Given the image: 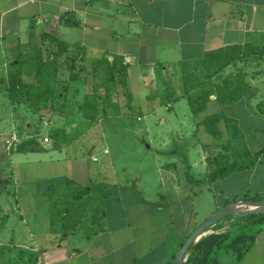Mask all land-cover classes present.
Returning a JSON list of instances; mask_svg holds the SVG:
<instances>
[{"label": "crops", "instance_id": "obj_1", "mask_svg": "<svg viewBox=\"0 0 264 264\" xmlns=\"http://www.w3.org/2000/svg\"><path fill=\"white\" fill-rule=\"evenodd\" d=\"M32 31L55 36L92 58L105 56L111 62L120 56L128 67L130 93L143 101L133 100V107L142 111L136 115L139 130L165 147L171 140L188 141L185 152L178 156L166 152L170 159L156 164L155 181L165 193L145 194L143 202L125 189L105 199L108 225L89 238L80 227L65 237L51 232L47 181L64 175L79 184L119 186L117 179L91 168L92 152L86 155L79 140L62 144L61 158L52 153L51 141L42 139L33 138L40 151L17 150L31 138L20 134L23 104L8 95L7 52L26 45ZM261 46L264 0H0V264H171L180 245L204 219L247 196L264 199V96L256 90L249 99L223 106L215 102V95L210 96L203 115L226 112L239 134L232 146L220 148L226 162L260 155L248 166L206 180L215 166L209 164L203 143H218L212 133H203V125H197L203 115L196 120L190 111L181 68L182 63L198 62L211 52ZM247 78L251 85L253 78ZM164 80L173 86L172 101L164 97ZM181 102L192 117L191 127L184 130L186 110ZM161 108L170 116H159ZM121 117L126 115H114L112 120L124 123ZM147 117L153 120L148 122ZM104 120L98 121L102 127ZM12 134L20 142L7 149L5 140ZM212 145V151L220 150ZM188 146L195 149L192 155ZM46 160L51 166L38 173L30 166ZM72 163L86 165V179L77 178ZM194 178L204 180L199 183H206L205 193L191 187ZM225 227L220 222L219 231ZM237 264H264V225Z\"/></svg>", "mask_w": 264, "mask_h": 264}, {"label": "rangeland", "instance_id": "obj_2", "mask_svg": "<svg viewBox=\"0 0 264 264\" xmlns=\"http://www.w3.org/2000/svg\"><path fill=\"white\" fill-rule=\"evenodd\" d=\"M45 34L46 33L42 32L37 33L26 45L17 46L14 52H7L9 56L8 61L6 62L8 70L11 61L18 54H23V56L26 57L29 53H39L42 59L46 60L49 58L53 59L55 62V72L52 76L53 81L51 80L52 84H54L52 86L53 99L48 101V103L45 102V104L41 103L38 105V102L35 99L33 101H29L26 94L21 96L19 103L23 104L25 113H23L24 120L20 123V134L30 135L28 138H35L38 141L42 139V142L44 143L51 141V151H53L52 153L54 156L57 155V157L61 158L59 156V150L62 149L63 146L61 147L60 145L58 148L54 146L51 133L57 128H62L66 132V134L64 133L62 136L64 139L63 144L69 141V139H72L73 141L79 140L78 142L83 146L84 150H86V155L88 152H92V160L90 157H88L89 163L92 164L91 168H100L102 169L101 171H103V173L111 174L112 177L117 179L119 183V186H117L118 188L126 187V189L134 193L137 198H139L138 195L142 198L143 195L154 193L156 190L158 191L155 192L156 194L165 193V188L160 186L159 183L157 184L155 181L156 172L154 169L156 164L160 162L164 163L170 159V156H164V153L166 152H170L173 156H178L182 152H185L184 147L187 145L188 141H178V139H175L176 142H173L171 140L165 147L161 144V142H157L156 138H154L152 141L148 139V137H150L148 136L149 134L147 135L145 132H141L139 130L138 126L141 127V122L136 121V115H141L142 111L133 107V100L135 101L136 99V103L143 101L140 95L138 96L135 93L136 95L132 96L130 93L128 87L129 80H127L128 67L126 68L125 72V82L127 90L130 93V99L127 101V97L117 90V92L115 94L113 93L112 95L109 109H104V104L103 102L101 103L100 107H98V111L106 110L107 116H105L106 120L103 121L105 123V125H103V127L105 126L104 128L99 122H94L92 119L88 120L84 118L82 109L80 108L85 101V95L90 93L94 87L98 88L99 84L103 82L104 78L106 79V77L102 78L101 81L100 79L94 78V75H96L95 72L98 70L96 71V69L92 68L91 61L95 59V57L92 58L88 56L84 51H81L82 49L79 50L80 48L78 49L76 46L62 48V46L58 45L54 39L50 38L52 35L46 34L47 36H44ZM213 59L214 58H209L200 63L191 64L187 68L186 74L191 75L194 78L189 84H187L188 88H191V86L196 82V78L198 81L200 80L210 84V86L207 85L205 89L213 92V89L217 91L218 88L224 86L223 84L225 82L229 81L233 84L236 80H240L241 75H244L251 76L253 78L251 82L252 84L250 85L251 90H257V92L260 94L259 97L264 96L263 46L225 51L222 52L221 56L215 58L214 61ZM31 66L33 65L28 63L27 65H23L21 68L22 79L26 84L33 83V70L31 69ZM120 68L121 66H119V69ZM10 70L11 72L13 71L12 66ZM102 76H104V73H102ZM118 76V78H123L121 74ZM166 82L169 83L171 88L173 87L170 83V80H165V83ZM112 85L113 84L111 83L109 87L111 86L112 88ZM118 86L115 88H120V86ZM132 89H136L135 86H133ZM99 90L101 93L104 91L103 88H99L98 91ZM214 100L216 102V99ZM180 104L183 105L182 102ZM105 105L107 106L106 103ZM183 106L186 110V122L182 123V129L184 130L191 127L192 117L187 109V105ZM228 108L233 110L234 107ZM203 113L195 116L196 120H198V118H200ZM223 113L226 114V112ZM158 114L159 116H163V118H167L170 116L171 112L165 108H161L158 111ZM99 115H102V113H98V115L95 116V119L102 118ZM114 115H126V117H121L126 121L123 123L118 122L117 120H112ZM145 120L150 122L153 120V117H147ZM131 123L135 125L133 128ZM218 123H220V125H218ZM223 123V120H219L217 122L215 127L218 131L217 134H214V131H211L218 144L212 145L209 143V140L203 143L205 150L208 151L207 155L209 159H211L213 156L225 157L220 148H226L229 144L232 146L235 139L238 141V136H230L228 129ZM27 124H29L28 127H26ZM202 128L203 133H206L207 131H205L204 126ZM215 128L213 130H215ZM152 129L155 131V128ZM101 130H103L102 136ZM149 133L152 136L151 131H149ZM206 134L209 135V133ZM9 137H7L6 140ZM17 139L20 142L18 137ZM236 143L239 144V142ZM211 145L217 146L220 150L212 151L210 148ZM73 151L74 149L69 151L70 155L73 153ZM187 151L188 155H192L195 149H193L191 146H188ZM237 153L238 152H235V154ZM64 154L62 153V155ZM229 154L230 156L234 155L232 152ZM42 155L43 154H39V156ZM238 159L239 158H237L236 161H238ZM48 162L49 161L46 160L45 164L38 162L30 166L35 167V170H37L36 172L38 173V171H41L43 168H49V166H51ZM94 162H97V164ZM72 164L73 167L78 171L79 176H77V178L81 181L86 179V165L79 166L75 165V163ZM25 167H29V165H25L24 168ZM195 175L198 176V174ZM195 179L196 178L192 180L193 182H190L191 187H193L196 191L202 188L203 192L205 193L207 188L206 183H199L198 181H195ZM155 199H158V197L155 196ZM224 219L221 220L226 224V227L223 229V231H232L236 226L243 224V221L237 217H230L226 220ZM106 223L107 219L104 218L100 225L106 228L108 225ZM221 226L223 227V225ZM79 229L82 232L85 230L84 226L80 227ZM212 231L213 230L210 228L206 234L212 233ZM216 232L222 231H219L218 229ZM218 264H236V258L229 252L221 253L218 255Z\"/></svg>", "mask_w": 264, "mask_h": 264}, {"label": "trees", "instance_id": "obj_3", "mask_svg": "<svg viewBox=\"0 0 264 264\" xmlns=\"http://www.w3.org/2000/svg\"><path fill=\"white\" fill-rule=\"evenodd\" d=\"M29 35L30 40L28 42L31 41L35 33L32 31ZM44 36L47 35L45 34ZM50 38L54 39V41L62 46V48L70 46L68 43L57 39L55 36H50ZM236 49L240 50L242 48L232 47L227 50L211 52L206 54L204 58L198 62L182 63V79L185 86V95L190 111L194 117L205 111L207 106L206 103L210 100L211 95H215L216 102L220 106L232 104L241 98L249 99V97L253 95L250 83L245 82L244 75H241L240 80H236L233 84L229 81L225 82L223 84L224 86L218 88L217 91L213 89V92L205 89V87L207 85L210 86V84L204 81H198L196 78V82L191 88H188L187 86V84L194 79L193 76L186 74V70L191 64L200 63L209 58H214V61L215 58L221 56L222 52ZM79 50H81V48ZM81 51L83 52V50ZM24 57L23 54H18L10 63L8 70L10 72H8L7 76V91L9 97L14 103H19L21 96L26 94L29 101L35 99L38 102V105L41 103L45 104V102L48 103V101L53 99L52 86L54 84H52V76L55 72L54 60L49 58L46 60L42 59L39 53H29L25 58ZM28 63L33 65L31 66V69L33 70V83L31 84H26L22 79L21 68ZM91 65L93 69H96V71L98 70L95 72L96 75H94V78L100 79V81L104 77H106V79L104 78L98 88L94 87L90 93L85 95V101L80 109H82L84 118L98 122L100 119L107 117L106 110L98 111V107H100L103 102L104 109H109L112 95L113 93L115 94L117 90L127 97V101L130 99V93L127 90L125 82L127 65L123 64L122 58L117 55L113 57L111 62L108 61L105 56L97 57L91 61ZM11 66L13 67L12 72L10 70ZM119 66H121L120 69ZM102 73H104V76H102ZM119 74H121L123 78H118ZM111 83L113 84L112 88L111 86L109 87ZM118 85L120 88H115ZM164 86V97L168 101H172L174 98L171 86L168 82L165 83V80ZM99 88H103V93H101L100 90L98 91ZM98 113H102V115H99L102 118L95 119V116L98 115ZM219 120H223L230 136L235 137L239 135L234 120L226 116L223 112L205 115L200 122H197V125L201 124L207 132L212 133L211 131H214L213 133L217 134L218 131L215 127ZM214 128L215 130H213ZM64 133L66 134L62 128H57L51 133L55 147L58 148L63 144L64 139L62 136ZM17 150L40 151L38 143L32 138L20 143ZM259 155L260 152L244 158L248 160L243 162L234 161L232 163L224 161L225 159L223 156L216 157V160L208 158L209 164H212L215 167L208 172L206 180H214L225 176L227 173L248 166L254 163ZM195 181L201 182L204 180L195 179ZM47 188L50 203L51 232L65 237L75 231L78 227L84 226L87 238L103 229L100 224L105 217L104 200L118 194L119 191L126 189V187L118 188L117 186L104 182L89 181L85 184H79L65 176H54L49 178L47 181ZM138 197L144 202L143 198L139 195ZM261 199L263 198L259 196L253 198L247 196L240 201H254ZM230 217L232 216H229L228 218ZM237 218L241 219L243 224L236 226L232 231L216 232L220 228V222L222 221L211 227L213 230L212 233L206 234L196 243L191 245L184 264H218V255L227 252L235 256L237 264L253 245L256 235L262 229L264 225V211L256 214H247Z\"/></svg>", "mask_w": 264, "mask_h": 264}, {"label": "water", "instance_id": "obj_4", "mask_svg": "<svg viewBox=\"0 0 264 264\" xmlns=\"http://www.w3.org/2000/svg\"><path fill=\"white\" fill-rule=\"evenodd\" d=\"M247 76L245 81H247ZM264 211V199L254 201H237L204 219L195 229L186 237L178 251L175 254L172 264H184L187 259V253L191 245L196 243L201 236L206 235L211 227L222 219L232 216L241 217L247 214H256Z\"/></svg>", "mask_w": 264, "mask_h": 264}, {"label": "built area", "instance_id": "obj_5", "mask_svg": "<svg viewBox=\"0 0 264 264\" xmlns=\"http://www.w3.org/2000/svg\"><path fill=\"white\" fill-rule=\"evenodd\" d=\"M19 143L17 137L12 134L7 140H6V148L11 149L16 146V144Z\"/></svg>", "mask_w": 264, "mask_h": 264}]
</instances>
